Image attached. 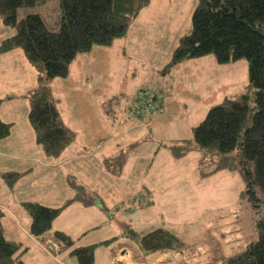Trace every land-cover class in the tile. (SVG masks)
Instances as JSON below:
<instances>
[{"label": "rangeland", "instance_id": "rangeland-1", "mask_svg": "<svg viewBox=\"0 0 264 264\" xmlns=\"http://www.w3.org/2000/svg\"><path fill=\"white\" fill-rule=\"evenodd\" d=\"M175 4L183 9L178 34L184 35L190 29L196 3L195 0L194 5L190 0H177ZM28 13L40 15L48 26H52L57 16V4L52 2L41 8L22 9L19 18ZM156 16L154 12L150 15L154 20ZM134 24L136 22L131 25ZM4 29L0 24V35ZM7 31L11 30L7 28ZM138 32L143 33L141 28H137L130 42L139 39ZM114 43L111 49L96 46L90 53L77 56L78 75H73L69 81L57 80L58 86L52 92L49 89L51 96H58L64 104L68 98L73 99L70 93H74L77 105L74 119L83 125L82 132L106 138L105 154L113 160L112 164H105V175L98 174L97 163L94 165L89 161L85 166L89 183L99 184L103 197L107 196L109 187L116 188L114 196L102 199L104 211L113 215L110 226L114 228L112 236L117 238L113 241L132 246L144 235L162 229L177 240L171 252L172 260L167 264H225L244 252L257 238L255 225L259 215L246 197L245 180L239 172H212L214 166L209 163L201 169L196 151L176 159L169 147L177 141L191 140L193 128L204 120L211 107L224 99L235 100L247 91V63L240 61L221 66L210 56L200 60L201 65L188 64L163 75L159 71L169 63L172 53L166 47L161 50L162 45L142 48L135 43L133 48L123 45L125 59L120 62L121 69L113 73L108 69V63L113 62L114 53L118 51ZM158 46L166 59L161 69L149 57L158 54ZM99 62L107 63L102 80L104 89L99 99L105 102L104 110L101 103H96V97L75 88L84 84L81 78L89 70L100 68ZM142 62L147 63L140 64ZM96 73L91 71V74ZM90 79L96 83L97 77ZM141 91L147 92L151 100L156 95L164 101L161 105L156 101V110L152 114H144L142 122H139L133 116L136 102L131 95ZM179 95L187 98L188 108L180 107ZM136 122L144 127L135 130ZM113 134H122L123 137L116 139V144L109 151L108 144ZM94 137L89 138L90 144L96 142ZM81 140L86 143L87 138ZM140 155L143 156L142 161ZM123 159L130 169L125 167L120 172ZM202 174L208 176L203 177ZM58 183L53 187L51 184L41 186L43 202L48 200L53 206L60 205V199L54 201L60 194ZM72 191L77 194L75 189ZM3 217L5 215L1 219ZM100 231L102 229L98 233ZM140 253L138 250L137 254ZM105 254L108 250L100 248L96 264ZM66 263L70 264V261L66 260Z\"/></svg>", "mask_w": 264, "mask_h": 264}, {"label": "trees", "instance_id": "trees-1", "mask_svg": "<svg viewBox=\"0 0 264 264\" xmlns=\"http://www.w3.org/2000/svg\"><path fill=\"white\" fill-rule=\"evenodd\" d=\"M150 1L0 0L1 24L13 32L0 42V55L21 50L38 73L37 87L24 98L29 103L28 123L45 156L59 157L74 141V133L62 122L49 84L55 79H66L77 56L90 53L96 46L110 48L115 41L123 39L132 21ZM52 2L57 4L52 26L34 13L19 18L22 9L41 8ZM195 3L190 29L178 39L163 72L210 56L221 66L245 61L248 86L239 98L224 99L211 107L204 120L193 128L191 140L177 141L169 150L176 159L196 151L201 169L209 163L214 166L212 172L223 170L242 175L246 197L259 215L255 225L257 238L225 264H264V0H195ZM142 97L154 105L156 101L159 105L163 101L156 95L151 100L148 93ZM137 101L138 94L134 98V102ZM148 110L144 113L152 114ZM135 118L141 120L143 117ZM10 130L11 125L0 120V140L7 138ZM0 177L9 188L19 178L17 174ZM70 186L77 195L60 208L30 202L21 205L31 220V236L42 238L51 230L53 221L72 203H88L82 187L75 182ZM99 205L102 207L101 203ZM1 217L0 213V222ZM52 238L64 249L73 247V241L62 232H54ZM136 241L140 250L147 254L172 252L177 243L172 234L162 229ZM95 248L73 249L70 256L77 264H93ZM25 252L20 244L6 239L0 223V264H24Z\"/></svg>", "mask_w": 264, "mask_h": 264}, {"label": "crops", "instance_id": "crops-1", "mask_svg": "<svg viewBox=\"0 0 264 264\" xmlns=\"http://www.w3.org/2000/svg\"><path fill=\"white\" fill-rule=\"evenodd\" d=\"M176 1L151 0L149 5L141 10L138 17L132 21V23L136 22V24H130L127 35L123 39L115 41L114 46L115 48L118 46V51L114 53L113 62L108 63L110 71L114 73L121 69L120 62L125 57L123 53L124 44L131 48H133L135 43L141 45L142 48H147L149 45L152 47L153 45H162L161 50L166 47V50L172 53L178 39L182 35L178 34V31L180 29V16H183V9L181 5L175 4ZM190 2L194 5V0H190ZM152 12H154V16L157 15L156 20L151 19L150 15ZM139 20H142V22L139 23ZM137 28H141L143 33L138 32L139 39L135 42H130L129 40ZM12 35V31L4 29L3 34L0 35V42ZM159 46L158 54L154 53L149 57H151L155 66L161 69L166 59L163 58V51L160 52ZM202 59L187 61L171 70L178 71L180 67L188 64L192 66L201 65L200 60ZM195 61L197 62L195 63ZM75 62L71 64L67 78L62 80L69 81L73 75H78L79 69ZM146 63L142 62L140 64ZM98 66L100 68L91 69L86 76L83 75L81 79L84 84L75 86V88L86 91L91 97H96V103H101V107L104 110L106 107L105 102H100L99 99L104 89L102 80L107 69V63L105 65L103 62H99ZM162 69L164 70V67ZM162 69L159 72H163ZM171 70L168 72H171ZM91 71H97V73L91 74ZM168 72H163V75H167ZM138 74L140 76V73ZM93 76L97 77L96 83H93L90 79ZM37 79V71L27 62L21 50H13L0 55V100H3L0 105V120L5 124L11 125L10 135L0 140V175L17 174L19 176L12 188H9L0 177V213L5 215L0 223L6 239L20 244L23 249H26L22 257L23 263L67 264L66 260H69L70 264H77L76 260L70 256L71 251L88 246H96L93 254V264L97 263V252L100 248L108 250V254L103 255L102 260L98 264H167L170 262L172 260L171 252L147 254L141 251L137 244L130 246L127 243L122 244L115 240L113 241V239H117L112 236L114 228L110 226L113 215L104 211L102 199L105 200L114 196L117 193L116 188L109 187L107 196L103 197L100 190L101 186L96 183H89L87 179L89 173H87V167L85 166V163H89V161L94 165L97 163L98 174L105 175V164H112L113 159L105 154L107 150L105 148L106 138L99 135L94 137V133L90 132L85 134L82 132L83 125H79L74 119V114L77 111L74 93H70L73 99L70 100L68 98L66 104H64V100L60 102L59 98H57L58 96L54 97L52 95L57 102V109L62 122L74 133V141L57 158L45 156L43 149L37 145L35 133L27 120L29 103L24 98L25 94L37 87ZM57 80L60 79H55L49 84L50 91L58 86ZM207 84L210 85L211 83L208 82ZM189 90L192 89L189 88ZM73 91L71 89V92ZM58 92H60V89ZM135 95L136 93L131 96L135 98ZM186 99L185 96L179 95L180 107H189V102ZM142 120L143 118L138 121L142 122ZM142 127L144 125L137 123L133 128L136 130ZM77 135H79V139L87 138L86 143H83L82 140H77ZM92 136L96 142L90 144L89 138H92ZM121 137H123L122 134L117 136L113 134L110 137L112 143L108 144L110 146L108 147L109 151L116 144V139ZM139 158L142 161L143 156L140 155ZM125 162L126 160L123 159V162L120 163V172L127 167ZM127 168L130 169L129 167ZM57 182L60 185V194L54 201L57 202L60 199L61 202L56 207L49 204L52 201L44 200L46 202H43L41 200V186L43 188V184H51V187H53L57 185ZM71 182H75L83 188L85 196H88V198H85V202L88 203L85 204L82 201L72 203L59 214L53 221L51 230L42 238L31 236L29 233L31 220L21 205L30 202L47 208H60L65 202L75 198L77 195L72 191ZM99 203L102 204V207ZM101 229L102 231L98 233ZM54 232H62L68 236L73 241V247L67 250L54 242L52 238ZM89 236L92 237L86 239ZM105 242H108L106 246L100 245ZM138 250L141 252L140 254H137Z\"/></svg>", "mask_w": 264, "mask_h": 264}, {"label": "built area", "instance_id": "built-area-1", "mask_svg": "<svg viewBox=\"0 0 264 264\" xmlns=\"http://www.w3.org/2000/svg\"><path fill=\"white\" fill-rule=\"evenodd\" d=\"M144 93L147 94L145 91H141L138 93V101L135 103V109L133 112L134 117L140 115L143 116L145 114L144 112H146L147 109H149V112H153L156 110V105L149 103L147 100H143L142 95H144ZM141 112H143L144 114H141Z\"/></svg>", "mask_w": 264, "mask_h": 264}, {"label": "water", "instance_id": "water-1", "mask_svg": "<svg viewBox=\"0 0 264 264\" xmlns=\"http://www.w3.org/2000/svg\"><path fill=\"white\" fill-rule=\"evenodd\" d=\"M49 246H52V245H49Z\"/></svg>", "mask_w": 264, "mask_h": 264}]
</instances>
